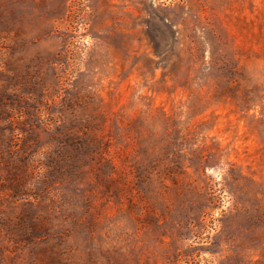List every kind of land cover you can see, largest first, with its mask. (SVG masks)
<instances>
[{"label":"rangeland","instance_id":"obj_1","mask_svg":"<svg viewBox=\"0 0 264 264\" xmlns=\"http://www.w3.org/2000/svg\"><path fill=\"white\" fill-rule=\"evenodd\" d=\"M0 264H264V0H0Z\"/></svg>","mask_w":264,"mask_h":264}]
</instances>
